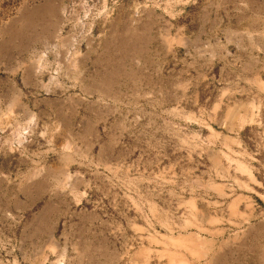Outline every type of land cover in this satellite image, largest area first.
<instances>
[{
	"label": "rangeland",
	"instance_id": "obj_1",
	"mask_svg": "<svg viewBox=\"0 0 264 264\" xmlns=\"http://www.w3.org/2000/svg\"><path fill=\"white\" fill-rule=\"evenodd\" d=\"M241 2L0 0V264H264Z\"/></svg>",
	"mask_w": 264,
	"mask_h": 264
},
{
	"label": "crops",
	"instance_id": "obj_2",
	"mask_svg": "<svg viewBox=\"0 0 264 264\" xmlns=\"http://www.w3.org/2000/svg\"><path fill=\"white\" fill-rule=\"evenodd\" d=\"M223 1L225 2V5L227 6V8L228 7H232V8H237L239 11H242V12H240V13L237 14L238 15V18H237V20H236L235 23H237V26L236 27H238L239 29L240 28H246V27H244L242 25L244 23V20H243L244 18L241 15H242L243 12L248 11L250 9V7H251L250 4H248L246 2L243 4L241 2L242 0H239V1L238 0H233V1L223 0ZM229 2L231 3V5H228ZM239 4L242 5V6H240ZM216 5H217V3H216ZM229 16L230 15L228 14V16H225V18H224V21L226 23H228V24L229 23H232V20H231V18ZM229 28H231V26H229ZM237 41H238L237 43H239L240 40H237ZM258 44H261V46H257ZM257 45L255 47L256 50H259L261 48L264 49V34H263V38H257ZM247 46H250V45L248 44ZM250 48L252 49L253 47L252 46L248 47V49H250ZM241 49H243V46H241ZM248 51H250V50H248ZM253 51L251 50L250 52H253ZM248 100H250V99H248ZM239 198H242V195L241 194H237V195L230 196L229 197L228 205H236V204L238 205L239 202L236 203L235 201L238 200Z\"/></svg>",
	"mask_w": 264,
	"mask_h": 264
}]
</instances>
